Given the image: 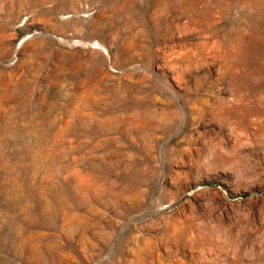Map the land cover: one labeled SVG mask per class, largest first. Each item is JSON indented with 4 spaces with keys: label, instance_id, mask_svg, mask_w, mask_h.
Masks as SVG:
<instances>
[{
    "label": "rangeland",
    "instance_id": "1",
    "mask_svg": "<svg viewBox=\"0 0 264 264\" xmlns=\"http://www.w3.org/2000/svg\"><path fill=\"white\" fill-rule=\"evenodd\" d=\"M0 264H264V0H0Z\"/></svg>",
    "mask_w": 264,
    "mask_h": 264
}]
</instances>
